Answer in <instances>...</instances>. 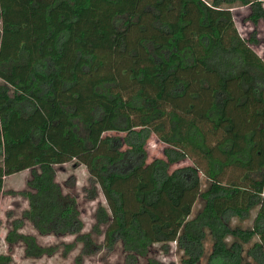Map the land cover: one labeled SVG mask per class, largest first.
<instances>
[{
  "label": "trees",
  "instance_id": "16d2710c",
  "mask_svg": "<svg viewBox=\"0 0 264 264\" xmlns=\"http://www.w3.org/2000/svg\"><path fill=\"white\" fill-rule=\"evenodd\" d=\"M18 1L32 14L42 12L43 28L16 49H0V75L8 80L0 85V160L6 177L30 172L20 194L28 208L11 224L7 243L22 244L31 259L60 250L24 233L29 222L43 236H75L63 245L64 256L82 246L75 264L118 244L128 262L137 264L156 244L168 253L172 228L179 227L180 264H202L205 258L206 264H264V123L258 140L251 131L237 145L227 115L230 84L236 82L243 94L239 104L250 96L263 105L264 116V59L254 50L260 42L256 30L243 37L233 21L222 18L220 29L211 15V8L249 7L248 21L257 26L264 21V0H156L144 8L154 18L149 27L139 13L118 12L111 41L122 62L115 73L99 75L94 73L101 64L98 55L83 48L82 16L93 0ZM100 1L118 5L121 0ZM4 12L0 7V17ZM4 29L19 34L23 26L8 22ZM198 74L202 85L194 97L210 91L206 107L174 106ZM209 78L216 82L212 89ZM106 131L116 134L101 139L106 153H99V137ZM153 135L166 148L164 158L149 163ZM70 139L89 153L87 198L95 201L105 193L107 200L98 204L88 233L77 199L57 180L60 146ZM186 160L192 164L172 170ZM200 172L207 186L198 195L201 209L192 216L183 199L203 185ZM116 181L129 188H115ZM130 196L137 209L129 215ZM254 213L252 227H232L233 219L244 221ZM12 261L0 253V264Z\"/></svg>",
  "mask_w": 264,
  "mask_h": 264
},
{
  "label": "rangeland",
  "instance_id": "374dc122",
  "mask_svg": "<svg viewBox=\"0 0 264 264\" xmlns=\"http://www.w3.org/2000/svg\"><path fill=\"white\" fill-rule=\"evenodd\" d=\"M25 3V2H24ZM18 0H0V7L5 9L3 15L0 17V49L13 50L19 47L24 39L32 36H37L42 33L43 25L42 12L32 14L28 7ZM148 4H156V0H121L118 5H111L100 0H93L91 7L82 16V27L85 30L86 38L83 43V48L86 51L95 52L101 64H99L94 73L99 74H112L115 69L122 62L113 54V44L111 37L114 34L112 27V18L116 13L136 12L142 16V24L151 26L154 18L151 14L145 13L144 8ZM165 16V6L160 7ZM249 7H236L229 10H221L211 8V15L214 25L223 29L224 24L222 18H227L233 21L243 37H248L253 31L256 30L259 39V45L254 46V50L264 59V21H261L257 26H254L248 21ZM15 23L23 26L19 34L8 33L4 29L5 23ZM188 78V75L186 76ZM202 78L198 74L197 79H194L188 90V95L185 98L178 99L172 102L174 106L181 109L198 110L206 107L210 99V91L203 92L198 98L194 94L199 92L201 88ZM211 82V89L215 87V79L209 78ZM8 83V80L0 75V85ZM230 90L233 95V101L229 103L227 108V115L234 123L235 129L230 137L236 140L237 145L243 142L244 136L251 131L255 132V139H259L258 126L261 122L264 123V116L261 114L263 105L256 102L254 99L248 97L245 104L240 105L239 100L242 93L239 90L237 83L230 84ZM206 103V104H205ZM116 133L106 131L99 137L97 151L99 153H106V148L102 144L101 139L114 135ZM239 147V146H238ZM166 145L159 141L153 135L148 142L147 150L149 154L148 162L151 163L156 158H164L163 151ZM60 155L55 162L58 169L57 180L65 187L64 191L68 194L75 196L78 202V207L81 213V218L84 223L83 232L88 233L91 231L95 224V211L99 203L106 204L107 200L102 194L97 200H89L85 193V188L89 185V170L87 167V158L89 153L86 152L81 144H78L73 139L63 141L60 146ZM49 162V159L44 160ZM191 160H186L176 166L172 170L191 165ZM3 162L0 160V182L2 183V190L0 191V253L10 255L13 259L11 264H75V259L79 255L82 246L77 247L67 256L63 255V245L74 242L75 236H55L40 235L33 226L26 222L23 229L24 233L34 235L41 246H60V250L53 256H44L38 259L27 258L24 254V246L16 244L11 246L6 241V236L11 229V224L14 220L21 218L24 210L28 208L27 201L20 195L22 191L27 189V182L30 179V172L25 171L10 177L4 176ZM203 185L198 187L192 192L186 193L183 203L188 204L194 216L201 209V201L198 199L199 192L202 188L207 186V180L202 172H200ZM71 183L69 184V181ZM74 181V183H73ZM69 186H67V184ZM114 187L126 190L129 184L126 181H116ZM125 206L128 214L136 211L137 205L132 196L125 200ZM128 215V217H129ZM247 220L233 219L232 227H241L248 229L252 227L253 218ZM142 225L150 232V223L146 216L140 218ZM180 233L179 227L172 228V235L170 237L169 252L165 253L160 244L154 245L151 254L148 257L140 258L137 264H150L149 259L156 260L161 264H180L181 254L177 250V237ZM100 242L104 241L99 238ZM206 252L211 253L213 242L211 238L206 241ZM84 264H132L127 260V254L123 250L121 244H118L114 249L109 250L103 247L98 253L86 257ZM206 264V258L202 261Z\"/></svg>",
  "mask_w": 264,
  "mask_h": 264
}]
</instances>
